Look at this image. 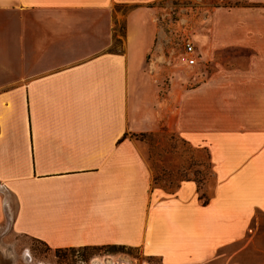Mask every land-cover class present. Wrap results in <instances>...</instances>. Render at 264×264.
Segmentation results:
<instances>
[{"label":"crops","instance_id":"crops-1","mask_svg":"<svg viewBox=\"0 0 264 264\" xmlns=\"http://www.w3.org/2000/svg\"><path fill=\"white\" fill-rule=\"evenodd\" d=\"M160 1L0 0V194L15 203L14 234L50 250L134 249L160 264H238L254 250L264 0L201 6L187 73L154 23ZM160 132L207 154L206 201L192 180L153 185L138 137ZM7 205L0 196V223Z\"/></svg>","mask_w":264,"mask_h":264},{"label":"rangeland","instance_id":"rangeland-1","mask_svg":"<svg viewBox=\"0 0 264 264\" xmlns=\"http://www.w3.org/2000/svg\"><path fill=\"white\" fill-rule=\"evenodd\" d=\"M235 1L162 0L159 2L154 23L160 32L173 39L169 43L171 48H174V51H170V55L172 65L177 72L180 69L185 70L186 73L192 71L191 67L180 62V57L184 43L188 41L194 26L198 25L199 8L203 5H227ZM129 10L130 7L116 8V11L122 15ZM114 33L113 51H121L125 35L123 22H115ZM194 59L196 61V56ZM138 140L152 172L154 186L172 192L180 182L192 180L197 185L200 199L204 202L209 198L213 177L204 151L190 147L177 135L165 132L145 134L138 137ZM0 196L7 205L6 200L10 199L8 194L1 193ZM7 206L5 219L0 223V264H160L158 259L144 257L134 249L103 247L50 250L35 240L16 235L11 231L10 224L15 212V203L10 201ZM258 225L254 250L244 251L237 259L238 264H253L264 259L263 217L258 218ZM233 248L224 252H230Z\"/></svg>","mask_w":264,"mask_h":264},{"label":"built area","instance_id":"built-area-1","mask_svg":"<svg viewBox=\"0 0 264 264\" xmlns=\"http://www.w3.org/2000/svg\"><path fill=\"white\" fill-rule=\"evenodd\" d=\"M194 56L195 54H194L193 46L186 41L183 45L180 62L186 64L189 67H192L196 63Z\"/></svg>","mask_w":264,"mask_h":264},{"label":"trees","instance_id":"trees-1","mask_svg":"<svg viewBox=\"0 0 264 264\" xmlns=\"http://www.w3.org/2000/svg\"><path fill=\"white\" fill-rule=\"evenodd\" d=\"M106 248H116V247H114V246H110V247H106ZM117 248H122V247H117Z\"/></svg>","mask_w":264,"mask_h":264}]
</instances>
